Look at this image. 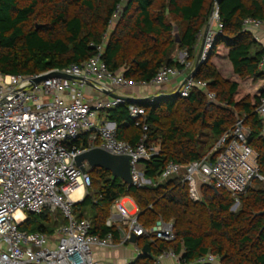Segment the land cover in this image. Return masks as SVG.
<instances>
[{
    "label": "trees",
    "instance_id": "1",
    "mask_svg": "<svg viewBox=\"0 0 264 264\" xmlns=\"http://www.w3.org/2000/svg\"><path fill=\"white\" fill-rule=\"evenodd\" d=\"M118 6L120 12L114 17ZM214 8V0H0V71L30 76L63 70L88 60L101 46V59L111 72L136 82L149 81L162 66L183 68L175 57L178 50L187 51L194 61L198 37ZM217 12L220 31L193 75L194 80L207 82L215 100L196 86L187 97L166 95L151 104L132 102L144 109L137 125L126 102L103 114L115 123L120 140L131 146L144 140L157 149L140 163L150 184L136 188L109 171L92 168L87 171L91 180L87 194L73 205L74 216L89 219L92 234L111 233L117 238V226L105 222L113 204L129 197L143 228L159 220L174 225L172 241L139 237L136 244L140 248L148 244L150 253L129 264H152L167 250L190 263L211 253L217 264H264V215H255L264 210V184L249 188L240 196L239 208L231 211L234 199L224 190L216 192L209 186L205 191L202 186V200L194 202L180 178H159L169 162L184 164L205 157L238 119L250 129L248 143L264 175L262 120L256 112L264 96V76L258 69L264 48L244 28L246 19L264 21V0H220ZM248 83L254 86L249 88ZM74 144L88 149L100 142L81 133ZM50 215L28 213L20 228L52 233L48 222L60 226L64 220Z\"/></svg>",
    "mask_w": 264,
    "mask_h": 264
},
{
    "label": "built area",
    "instance_id": "2",
    "mask_svg": "<svg viewBox=\"0 0 264 264\" xmlns=\"http://www.w3.org/2000/svg\"><path fill=\"white\" fill-rule=\"evenodd\" d=\"M120 9L118 6L114 17H117ZM212 22L216 24L214 28L211 27ZM259 25H264V21H244V28L250 31ZM220 28L215 6L200 63L205 61ZM104 36L106 40L107 34ZM202 37L203 33L199 40ZM96 48L97 52L88 60L81 64H70L63 70L54 69L30 76L0 71V264H103L95 258L94 248L122 247L129 243L132 233L151 242L175 239L172 221L159 220L151 228L145 229L138 222L137 214L130 213L118 200L105 223L107 226L116 223L125 227V230L117 227L119 233H123L120 241L115 242L111 233L104 237L92 234L91 221L87 218L77 219L73 214V205L83 199L91 184L86 167L83 172L76 165L75 157L93 147L79 148L74 141L81 133H88L90 139H98V147L107 152L130 156L132 186L143 188L150 184L137 164L148 160L157 153V149L146 146L144 140L131 146L118 138L114 122L105 116L98 117L99 110L108 111L125 101L112 97L91 100L87 98L85 87L90 85L100 93L102 90L115 92L116 89L138 85L160 88L181 73L192 72L195 62L189 60L187 51L183 50L177 57L183 66L181 70L162 66L151 80L136 82L124 77L121 72H111L101 59L102 47ZM258 69L264 76V55ZM54 71L74 78L52 77L32 83L33 79ZM262 84L264 86V78ZM196 86L206 92L209 100H215V95L207 90V82L196 81L193 76L182 85L178 96L187 97ZM155 99L148 97L142 100L151 104ZM126 103L129 116L136 120L137 125L144 109L132 102ZM256 112L262 120L260 136L264 141V96ZM249 135L250 129L242 119H238L205 157L184 164L169 162L159 178H180L187 187L188 197L194 202L202 200L201 188L208 185L228 192L238 203L240 196L255 181L264 184V175L257 163L258 155L248 143ZM78 189L82 191L79 198H75L73 195ZM56 210L61 211L66 223L56 228L53 237L20 228L28 213H53ZM135 251L140 254L141 248L135 245ZM164 256L173 257L181 264L217 262V256L211 253L190 263L172 250H167L157 255L152 264H158Z\"/></svg>",
    "mask_w": 264,
    "mask_h": 264
},
{
    "label": "crops",
    "instance_id": "3",
    "mask_svg": "<svg viewBox=\"0 0 264 264\" xmlns=\"http://www.w3.org/2000/svg\"><path fill=\"white\" fill-rule=\"evenodd\" d=\"M216 26L215 22L211 23V27L214 28ZM255 40L261 44V46L264 48V25H259L255 29L251 30ZM201 40L199 41L197 48L195 49V58L194 62L196 59L197 52L199 50ZM191 71H186L185 73H181L174 79H172L168 84L165 86H162L160 88L153 87V86H135L133 88H120L116 89L115 92L120 95H123L128 98H133V99H145L148 97H162L166 95H170L174 93L177 88L180 86L182 81L185 79V77L190 73ZM251 86H254L250 83H248V87L250 88ZM85 92L88 94L89 99L95 100L97 98H102V99H108L110 96L106 93L103 92H98L92 88V86L88 85L85 87ZM263 184V183H262ZM258 184L253 185L252 187H257ZM251 187V188H252ZM75 198H79V195H75ZM119 204L125 207V204L129 203L130 209H126L130 213H136L138 212V208L135 205L134 201L129 198V197H124L118 200ZM112 210V209H111ZM115 225L118 227L119 224ZM120 237V236H119ZM137 242V241H136ZM136 242L133 245V249L129 251L128 249H124L123 247H118L114 249H104V248H94L93 253L94 256L97 260H99L101 263L106 264V263H116V264H129L132 262L134 259L137 258L138 254L135 251V245ZM138 246V245H137ZM139 247V246H138ZM132 260V261H131ZM158 264H181L177 259L170 257V256H164ZM217 264V263H214Z\"/></svg>",
    "mask_w": 264,
    "mask_h": 264
},
{
    "label": "water",
    "instance_id": "4",
    "mask_svg": "<svg viewBox=\"0 0 264 264\" xmlns=\"http://www.w3.org/2000/svg\"><path fill=\"white\" fill-rule=\"evenodd\" d=\"M219 2L220 0H214L215 6H217ZM210 22H211V17L203 32V37H202V40L199 46V50L196 55L193 71L190 72L185 77V79L182 81V83L177 88V90L172 94L173 96L178 95L179 89L182 87V85L186 82L187 79H189L190 77L194 75V72L198 69L199 65L201 64L200 60H201V56H202L203 48H204V39L210 27ZM39 27L40 25L36 24V28H39ZM177 41H178V38H177ZM52 77L64 78V79H69V80L74 78L73 76L65 74L63 72L54 71L49 74L33 79L32 83H38L39 81H42L47 78H52ZM102 92L108 94L112 98L120 99L125 102H129V103L137 102L141 100V99L128 98L123 95L113 93L109 90H102ZM130 159L131 158L128 155H116V154L107 152L106 150L100 147H93L77 155L75 157V162H76V165L80 167L83 172L85 171L84 164H87L88 166L92 168H101L103 170L109 171L113 178H119L127 185H132ZM211 188L217 192V189L214 186H212ZM255 215H264V210L256 212ZM261 229H264V225L262 226ZM120 237H123V233L121 231H120ZM137 239L138 237L132 233L129 238V243L134 244L137 241ZM149 253H150L149 245L144 244L141 248V253L138 254L137 257H144L148 255Z\"/></svg>",
    "mask_w": 264,
    "mask_h": 264
},
{
    "label": "rangeland",
    "instance_id": "5",
    "mask_svg": "<svg viewBox=\"0 0 264 264\" xmlns=\"http://www.w3.org/2000/svg\"><path fill=\"white\" fill-rule=\"evenodd\" d=\"M214 23V22H213ZM182 50H178L176 53H175V57L177 58L178 57V55H179V53L181 52ZM223 73L225 74V76H227V74L225 73V71H223ZM229 76V75H228ZM87 98H89V97H87ZM105 112L106 111H103V110H99L98 111V117H103V114H105ZM85 167H86V170L87 171H90V169H92V167H90V166H88L87 164L85 165ZM137 167H138V169H141V164H137ZM261 184V182H258V181H255L254 182V184L253 185H255V184ZM204 187V190L206 191L207 189H208V187L209 186H207V185H204L203 186ZM239 206H240V198L238 199V203H237V201H235L234 200V202H233V205L231 206V208H230V210L231 211H236L238 208H239ZM125 207L127 208V209H130V205H129V203H127V204H125ZM113 211H115L114 209H113ZM51 218H53V219H55V220H64V223L63 224H65L66 223V220L64 219V217H63V215H62V213H61V211L60 210H56L55 212H53V213H51ZM49 223V225L50 226H48V224H47V226L49 227V229L50 228H54L51 232L52 233H49V234H46L48 237H53L54 236V232H55V230H56V228L58 227V226H54V224H56L55 222H54V220H51V221H49L48 222ZM119 226L123 229V230H125V227L124 226H122L121 224H119ZM114 241L115 242H119L120 241V239H119V237H117V238H114ZM124 249H128L129 251H131V249H133V245H131L130 243H126L125 245H123L122 246Z\"/></svg>",
    "mask_w": 264,
    "mask_h": 264
},
{
    "label": "bare ground",
    "instance_id": "6",
    "mask_svg": "<svg viewBox=\"0 0 264 264\" xmlns=\"http://www.w3.org/2000/svg\"><path fill=\"white\" fill-rule=\"evenodd\" d=\"M81 191H82L81 189L76 190V192L74 193L73 197H76L75 195H77V196L80 195Z\"/></svg>",
    "mask_w": 264,
    "mask_h": 264
}]
</instances>
